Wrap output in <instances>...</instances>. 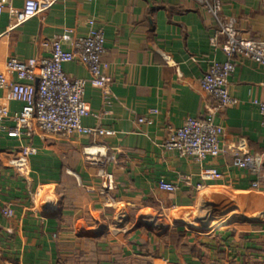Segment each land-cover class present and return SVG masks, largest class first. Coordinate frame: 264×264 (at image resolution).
Returning <instances> with one entry per match:
<instances>
[{"label": "crops", "instance_id": "obj_1", "mask_svg": "<svg viewBox=\"0 0 264 264\" xmlns=\"http://www.w3.org/2000/svg\"><path fill=\"white\" fill-rule=\"evenodd\" d=\"M27 1L0 0V73L11 58H50L54 39L67 31L85 36L93 20L105 35L102 69L112 96L106 101L88 84L90 115L82 125L113 135L35 129L16 137L12 122H0V264L264 262V128L255 104L264 101V67L237 58L228 81L237 104L215 111L200 80L228 60L220 48L225 36L200 0H35L52 6L12 29V12ZM219 14L240 38L264 43V0H224ZM63 70L89 78L76 63ZM22 108L9 105L12 114ZM210 115L223 129L217 159L200 165L164 148L170 130ZM28 148L37 153L24 159ZM245 154L259 163L258 173L234 167ZM205 169L222 178L203 179ZM104 174L112 190H103ZM162 182L177 191L160 190ZM8 209L12 217L3 215Z\"/></svg>", "mask_w": 264, "mask_h": 264}, {"label": "built area", "instance_id": "obj_2", "mask_svg": "<svg viewBox=\"0 0 264 264\" xmlns=\"http://www.w3.org/2000/svg\"><path fill=\"white\" fill-rule=\"evenodd\" d=\"M220 23L224 42L221 50L227 57L225 63H214L200 80L201 89L217 104L218 109L234 107L237 100L229 94L228 81L236 69L237 58L251 60L264 67V43L245 40L238 36V32L227 20H222L220 12L224 0H200ZM209 2H213L211 7ZM51 3H40L28 0L24 9L13 13L18 28L35 18L39 13L47 11ZM4 12V4L0 3V16ZM89 31L85 36L73 39V31H67L51 43L52 54L48 59L20 61L9 59L0 73V91L4 92L0 98V122H12L13 134L21 137L23 131L32 133L35 129L43 134L53 136L72 137L75 135L112 136V132L102 129L86 128L82 120L90 115V110L84 101L85 88L89 84L102 91L104 99L111 98L110 82L102 69V59L106 53L105 35L96 29L93 20L88 22ZM214 38L213 44L217 46ZM71 42V43H70ZM71 44L72 50L66 51L65 44ZM76 63L86 68L88 80L71 79L63 70V66ZM13 102L22 104L19 113H11L9 105ZM259 107L264 128V101L255 102ZM139 124L152 122L146 118L138 119ZM223 129L213 123L211 115L205 121L188 118L181 128L170 130L164 148L176 152L181 157L194 160L202 165L208 159H217L222 151L220 137ZM37 153L36 149L28 148L22 151V157L28 159ZM234 167L238 169L251 168L258 173L260 165L251 155L236 158ZM202 178L206 180H220L222 175L215 169L202 171ZM103 190L113 189V178L109 174L103 175ZM258 184H253L256 189ZM202 187L199 186L200 190ZM159 189L167 193H175L177 187L167 183H160ZM3 215L12 217V210H4Z\"/></svg>", "mask_w": 264, "mask_h": 264}, {"label": "rangeland", "instance_id": "obj_3", "mask_svg": "<svg viewBox=\"0 0 264 264\" xmlns=\"http://www.w3.org/2000/svg\"><path fill=\"white\" fill-rule=\"evenodd\" d=\"M127 264H159L158 262H156L155 260L153 261L150 258L147 259H135V260H131L129 261ZM252 264H264L263 261H255Z\"/></svg>", "mask_w": 264, "mask_h": 264}]
</instances>
